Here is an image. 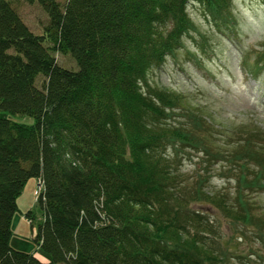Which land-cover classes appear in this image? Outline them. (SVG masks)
Segmentation results:
<instances>
[{
    "label": "trees",
    "instance_id": "obj_1",
    "mask_svg": "<svg viewBox=\"0 0 264 264\" xmlns=\"http://www.w3.org/2000/svg\"><path fill=\"white\" fill-rule=\"evenodd\" d=\"M190 1L0 0V264H227L206 242L203 210L191 204L209 202L238 223L253 218L208 195L209 177L186 182L177 156L185 148L202 152L210 166H235L238 192L258 179L264 192L263 169L254 185L240 171L252 156L264 158V141L239 137L240 145L227 141L215 151L204 115L152 84L153 67L197 31ZM194 1L231 30V0ZM23 4L46 13L43 33L24 20ZM261 46L252 63L242 59L252 75L264 68ZM57 52L71 54L78 69L59 64ZM41 177L34 241L48 263L11 245L17 199ZM237 203L250 204L240 195Z\"/></svg>",
    "mask_w": 264,
    "mask_h": 264
},
{
    "label": "rangeland",
    "instance_id": "obj_2",
    "mask_svg": "<svg viewBox=\"0 0 264 264\" xmlns=\"http://www.w3.org/2000/svg\"><path fill=\"white\" fill-rule=\"evenodd\" d=\"M230 9L229 16L235 18V22L230 26L231 30L226 31L225 27L220 29L215 25L199 1H191L187 13L193 19L197 31L186 35L183 46L167 56L162 65H155L149 73L153 85L182 95L194 112L204 115L206 126H212L213 133L209 131L208 135H211L215 151L217 148L225 149L228 142H231L229 146L240 145L241 139L247 136L255 137L258 142L264 141V68L255 70L257 74L252 72V75L242 61L247 54V60L252 63L256 52L262 49L264 0H231ZM20 11L35 33H43L48 17L40 6L23 4ZM165 29L170 30V25ZM55 55L59 64L78 69L71 54L57 52ZM42 82L44 77H38L39 86ZM7 114L19 123H34L31 116ZM177 119L184 120L183 117ZM242 131L246 134L241 135ZM239 137L241 139L237 142ZM251 158L247 168L242 166L240 171H244L243 177L249 179L248 184L254 185L255 171L257 175L262 173L261 169L264 171V158L259 155ZM177 163H181L179 170L186 182L193 184L196 179L209 177L204 188L208 195H222L232 203L234 209H248L253 218L252 222L238 223L226 211L209 202L191 204L195 209L203 210L200 212L202 217L208 219L211 229L204 233L206 242L215 247L218 255L220 252L225 254L223 257L227 264H264V192L256 190L259 179L255 188L249 187L238 192L237 171L233 169L235 166H226V162L210 166L202 152L189 148L179 153ZM260 180L264 184V176ZM37 184L34 178L25 185L17 199L20 211L13 219L11 245L29 253L37 250L34 235L43 214L34 193ZM239 195L241 201H249L250 204L236 206ZM30 210L35 213L33 221L26 216ZM36 257L42 262H49L40 253Z\"/></svg>",
    "mask_w": 264,
    "mask_h": 264
},
{
    "label": "built area",
    "instance_id": "obj_3",
    "mask_svg": "<svg viewBox=\"0 0 264 264\" xmlns=\"http://www.w3.org/2000/svg\"><path fill=\"white\" fill-rule=\"evenodd\" d=\"M37 183L38 184L36 185V187L34 189V193L36 195V199H38V197H39V195H40V193H41V191L43 189V186L41 185V181L39 180Z\"/></svg>",
    "mask_w": 264,
    "mask_h": 264
},
{
    "label": "bare ground",
    "instance_id": "obj_4",
    "mask_svg": "<svg viewBox=\"0 0 264 264\" xmlns=\"http://www.w3.org/2000/svg\"><path fill=\"white\" fill-rule=\"evenodd\" d=\"M39 180H41V185L42 186H44V180H43V178L41 177ZM32 253H34V255H35V257H36V254L37 253H40L41 255H43L44 257H46L43 253H41V252H39V251H34V252H32ZM47 258V257H46ZM48 259V258H47Z\"/></svg>",
    "mask_w": 264,
    "mask_h": 264
}]
</instances>
